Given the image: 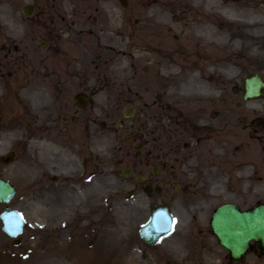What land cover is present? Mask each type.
Instances as JSON below:
<instances>
[{
	"label": "rangeland",
	"instance_id": "374dc122",
	"mask_svg": "<svg viewBox=\"0 0 264 264\" xmlns=\"http://www.w3.org/2000/svg\"><path fill=\"white\" fill-rule=\"evenodd\" d=\"M13 1L15 2L6 1L9 3L6 5L2 3L5 1L0 0V34L4 31L13 36L17 50H79V55L73 57L76 71L80 75L88 72L90 78L95 80L93 108L96 116V137L93 143L95 153L86 168L82 167L80 158L78 163L69 159L60 164L57 162V168L50 169L44 158L31 156L25 148L26 142L19 147L9 135L8 129L0 126V157L9 151L16 154L11 164L6 166L0 163V178L8 180L17 188L18 194L10 206L20 211L26 222L23 233L18 237L20 242L16 246H13L12 240L0 229V253L11 257L10 262L13 264H68L64 260L59 262L55 255L44 256L43 252L56 238L54 226L61 221L58 217L49 224L43 214L47 211L61 212L63 208L77 206L75 212L69 213L72 223L64 229L84 226L85 229L77 233L83 247L91 245L96 237V228L104 230L108 235L106 238L115 244L116 249V257L113 261L110 259L109 264H231L227 253L218 246L209 230L210 215L216 207L215 204L231 199L226 194V189L216 195L186 196L177 193L171 199L170 194L163 195L165 201L170 199L176 230L156 246L149 247L138 238L137 233L148 218L149 202L143 195L130 194L131 185L126 184L115 172L119 170L120 164L116 162L113 165L109 162L114 160L113 155L118 154L119 145L115 141V122L112 120L128 102H134L131 99L134 97H125L126 89L138 88V84L134 83L137 76V50H164L151 39V35H140L138 28L141 18L149 15L159 0H125V6H121L118 0ZM242 2L243 0H218L220 7L224 8L231 3L233 8L227 15L212 8L214 27L218 30L229 28L233 33L260 31L261 29L250 26L257 17L249 15L245 8L236 5H242ZM26 3H32L36 7L30 21L24 20L21 14V7ZM111 23L117 26L111 28ZM43 37L47 39V44L39 46V39ZM198 44L204 45L200 40L197 41ZM214 49L223 50L221 54L231 53L229 59L234 64L230 77L221 72L218 75V83L223 86L224 91H230L233 85H240L243 76L250 73L260 72L264 77V64L257 65L249 54L239 51L240 46ZM82 50H91L86 60ZM175 52L165 55L175 57L180 62H201L197 55ZM79 60L83 65L78 63ZM118 62H122L125 67V76L115 80V95L111 97L106 92V87L112 83L108 77L109 70ZM200 72L201 70H197L195 74L199 75ZM152 75L154 76L153 73ZM153 76L139 79L146 85L148 80L155 81ZM13 81L15 85L24 82L22 77H14ZM165 91L168 92V89ZM211 96L216 94L211 93ZM12 99V95H9L2 102L0 97V109ZM259 105H264V98ZM21 111L17 108V112ZM53 112L48 109L47 119ZM108 112H111L109 114L112 120H106L107 125H104L103 113ZM261 120L260 124L264 122V119ZM44 125L46 124L41 127ZM102 125L105 129H101ZM24 153L28 154L27 164L22 161ZM75 169L77 177L72 180L76 179L78 183H70L72 180L65 183L67 172H74ZM53 175L58 176L55 182L51 181ZM247 180L255 185L258 183V179ZM229 186L232 187L231 183ZM230 187L227 188L228 191L232 190ZM208 197L211 199H207ZM93 207L86 218L75 221L77 213L89 212ZM2 208L0 205V211ZM32 251H36V256L32 255ZM239 264H264V258L256 259V256L248 253Z\"/></svg>",
	"mask_w": 264,
	"mask_h": 264
},
{
	"label": "bare ground",
	"instance_id": "6f19581e",
	"mask_svg": "<svg viewBox=\"0 0 264 264\" xmlns=\"http://www.w3.org/2000/svg\"><path fill=\"white\" fill-rule=\"evenodd\" d=\"M6 4V1L2 0ZM175 4V5H172ZM249 15L257 17L251 23V27L261 29L258 32L233 33L229 28L216 29L213 24L212 8L219 9L221 14L227 15L233 8L229 3L224 8L219 6L218 0H159L156 7L151 10L149 15H144L138 25L140 35H151V39L156 41L164 50H176L189 55H197L200 63L180 62L175 57L165 55L162 50H137L138 62L141 69L136 78H141L145 74L153 72L157 75V80L163 85L169 86V89L182 91L181 94H199L205 95L218 89V75L221 72L226 77L233 72V61L229 59L231 53L221 54L223 50H215L214 47H223L232 49L240 46L241 52H245L255 60L256 64H264V0H243L242 5ZM115 20V18H113ZM111 23V28L116 27ZM114 31V30H112ZM200 40L204 45L198 44ZM228 51V50H226ZM234 51V50H232ZM156 54L158 56H156ZM153 57L154 60H149ZM150 61H153L152 63ZM223 69V70H221ZM201 70L199 75L196 71ZM125 74V67L122 62H118L110 69V78L118 79ZM174 92L171 91L170 95ZM41 109H44L42 107ZM27 117L34 118V110L23 111ZM4 128L8 129L9 135L15 139L20 147L25 144L28 149L30 146H45V140H40L39 135L31 132L28 121L22 116L10 118L7 120ZM48 145L47 147H51ZM4 147V145H3ZM27 153L23 154L22 161L27 164ZM246 169H236L234 179L240 180ZM77 206H71L69 209L63 208L59 211H47L43 214L47 223L52 224L56 218H60L61 223L54 226L56 238H54L48 248L43 252L44 256H57L59 262L66 261L68 264H109L116 257L115 244L108 240L107 233L96 228V237L88 247L81 245V239L78 237V231H83L84 226H70V229H64L66 225L72 223L69 213L75 212ZM89 212L77 213L76 220L86 218ZM61 216V217H60ZM187 236V235H186ZM186 236L184 238H186ZM82 237V236H81ZM36 256V251H32ZM11 257L0 253V264H13ZM34 264V262H32Z\"/></svg>",
	"mask_w": 264,
	"mask_h": 264
},
{
	"label": "flooded vegetation",
	"instance_id": "af4514ba",
	"mask_svg": "<svg viewBox=\"0 0 264 264\" xmlns=\"http://www.w3.org/2000/svg\"><path fill=\"white\" fill-rule=\"evenodd\" d=\"M15 50H0V75L7 68L14 67L18 63V59L14 54ZM11 72H9L10 74ZM36 70L33 66H29V77L38 76L35 74ZM43 78H47V75H43ZM51 80L46 87L52 89V91L62 96L65 92L67 81L63 79V75L50 76ZM138 108L136 118V132L134 134V140L139 145L140 151L130 156V149L126 152V157L129 160V166L132 173L137 172L144 174L143 184L146 186L159 185L163 180L171 181V179H185L200 177L207 172V170L214 168V158L211 155L212 150L210 148L201 149V144L206 143L212 138V133H203L200 130L191 131L196 139V146L192 149H188L173 141V137L178 134L166 129L157 120L155 125H152L153 119L148 122L145 119L144 112ZM143 109V108H142ZM75 115L73 117H76ZM65 117L61 115L56 122L59 127L63 125L62 129L65 130V124H73L76 127L84 128L87 126L91 119L88 115H82L78 118ZM72 118V119H71ZM189 117L186 118V121ZM133 136V133H132ZM88 137V128L84 130V138ZM187 150V151H186ZM183 152L184 155H183ZM202 152L205 154L202 155Z\"/></svg>",
	"mask_w": 264,
	"mask_h": 264
},
{
	"label": "water",
	"instance_id": "95a60500",
	"mask_svg": "<svg viewBox=\"0 0 264 264\" xmlns=\"http://www.w3.org/2000/svg\"><path fill=\"white\" fill-rule=\"evenodd\" d=\"M264 89V83L261 82V78L259 75H254L251 78H247L244 80V90L246 92V95H249L250 97H255L259 94V92ZM7 157L6 159H8ZM0 189H3L4 192H0V200L2 202H6L12 195H14V191L10 189L6 184L0 183ZM230 208V207H229ZM156 208H153V211ZM228 207H222L220 208L214 215V218L218 221L219 214L222 211L227 210ZM258 212L256 213V218L258 219V225H256V221L254 222V210L251 211V213H241L237 214V218L232 220L226 219L224 224L227 227H233L238 232V234L235 237H232L229 239L230 244H234L239 246L241 249H245L247 239L249 238V235L251 231L256 227V232L260 236H256V239H260V241L264 244V207L260 206L258 207ZM9 217L8 220V228H10V235L15 236L18 232V221L16 220V215L13 213L7 214ZM154 217L161 218V216L156 215ZM220 224V222H219ZM156 235H159V231H156L154 229V225L152 221L143 227L142 230V237L145 241L154 242ZM253 238V236H250ZM255 239V238H253ZM232 252L240 253L239 250L235 247L234 250L230 248Z\"/></svg>",
	"mask_w": 264,
	"mask_h": 264
}]
</instances>
